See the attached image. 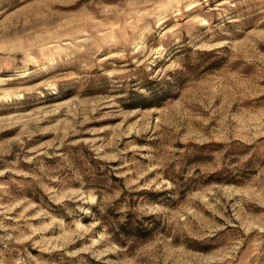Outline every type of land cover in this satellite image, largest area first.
<instances>
[{
  "label": "rangeland",
  "instance_id": "1",
  "mask_svg": "<svg viewBox=\"0 0 264 264\" xmlns=\"http://www.w3.org/2000/svg\"><path fill=\"white\" fill-rule=\"evenodd\" d=\"M0 264H264V0H0Z\"/></svg>",
  "mask_w": 264,
  "mask_h": 264
}]
</instances>
